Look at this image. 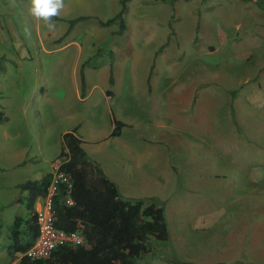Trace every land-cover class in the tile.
<instances>
[{"label": "crops", "instance_id": "0c3cea01", "mask_svg": "<svg viewBox=\"0 0 264 264\" xmlns=\"http://www.w3.org/2000/svg\"><path fill=\"white\" fill-rule=\"evenodd\" d=\"M65 1L62 12L69 14V3L72 1ZM155 1L167 5L173 15L177 11L176 6L181 3H192L194 9L191 7L190 10L193 14L201 11L200 9L215 12L219 6L210 0ZM232 2L228 11L234 13L239 10L243 12L245 2H252L256 7L264 5L262 0ZM192 12L189 15L196 29L204 28L205 34L209 32V39L227 40V33L222 32L223 29L219 31L212 23L207 29V24L198 19L201 15L195 17ZM226 19V28L231 29L236 23L239 24L240 18L227 16ZM66 20L60 18L59 21ZM174 23L177 29L179 22ZM158 24L162 29L168 28L164 32L166 43L159 44L161 47L153 50L155 62L153 61L149 70L146 69V79L142 81L145 86L142 90L134 82L126 85L128 100L124 99L121 89L117 96L115 87L118 82L112 66L109 69V86L104 87L97 83L89 86L85 79L82 86L80 73L77 80L78 72L74 65L69 73L62 75L67 74L66 78H71V85L65 87L62 79L58 81L56 89L49 88L47 94L44 93V98H38L34 89L27 101H22L15 108L14 104L8 106L9 112L5 111L7 125L18 110L25 127L17 131H4L1 135V264H19L22 257L18 255L12 261L7 250L14 220L17 217L27 219L29 214L28 192L21 186L27 181H40L46 177L54 179L60 166L67 161L65 156L63 162L58 160L63 149L62 137L67 133L74 134L81 141L88 160L115 185L122 200L141 202L142 208L151 205L162 208L169 235L168 240L162 243L169 246L154 248L153 244L157 245L161 241L148 236L147 245L150 251L137 264L141 260L142 264H188L182 257L184 260L172 257L174 254L186 255L183 245L193 243L200 249L194 261L199 260V254L225 253L226 264H249L250 260L264 264V260H255L251 255L254 248H250L253 242L250 244L248 231L242 232L243 240L239 252L242 257L236 256L238 260L232 257L235 255L232 243L221 248L218 246V239L225 237V232H221L223 221H232L235 215L244 221L247 219L246 214L254 219L255 216L249 214L250 206L257 204L254 200L260 201L263 198L259 196V191L258 196L255 195L256 189L264 187V121L263 113L255 105H263L264 95L254 86L247 85L248 82L237 85L239 80H234L232 73L228 85H218L217 62L214 67L203 63L210 69L204 72L203 82L192 88H187L185 70L175 69L174 61L166 64L160 62L163 67L160 71L156 69V61L163 56L168 41L180 35L179 32L174 33V28L168 22L164 25L153 23ZM201 24L204 26L200 27ZM153 30L149 33L152 38L156 35ZM228 39H232V36ZM69 45H74L73 57L76 64L85 53L82 52L79 42L72 40L67 43ZM61 49L65 47L58 50ZM43 51L47 55L53 53L44 47ZM225 70L234 72L231 68ZM242 74L243 71L237 75L241 77ZM83 75L87 77L85 71ZM110 76L112 83L109 82ZM201 76L202 74L200 78ZM139 94H144L148 99L146 105L138 102ZM70 95L73 96V102L69 115H66V119L59 120V107L65 96ZM215 105L217 108L220 105V108L226 109L228 116L223 115L225 117L217 119ZM103 115L108 120L105 127L100 126ZM28 117L38 119L41 124L38 133L35 130L33 132ZM114 121L119 123L118 126ZM219 125H223L226 135L218 134L222 130ZM115 129L118 135L113 136ZM221 160H224L222 169L218 167ZM220 181L222 182L218 184ZM189 190L192 191V198L187 197ZM68 198L65 197V202ZM46 200L47 196L34 199L32 208L36 214L43 210ZM189 206L194 208L195 217L187 224L186 229L178 222L189 216ZM168 223L172 224L171 227ZM257 252L263 253L264 249H257Z\"/></svg>", "mask_w": 264, "mask_h": 264}, {"label": "rangeland", "instance_id": "374dc122", "mask_svg": "<svg viewBox=\"0 0 264 264\" xmlns=\"http://www.w3.org/2000/svg\"><path fill=\"white\" fill-rule=\"evenodd\" d=\"M71 1L72 3H69L71 6L69 14L62 12L66 4L64 0V7L60 10L59 15L56 16L59 19L67 20L64 22L51 21L54 27L49 28L44 20H37L29 14L30 0H0V119L2 120L0 123V152L1 146H3V141H1L2 133L8 130L17 131L25 127L23 121L21 122L18 110L11 123L7 125L5 119L7 113L5 111L9 112L8 106L14 104L13 108H15L22 101H27L30 99V94L34 89L37 97L42 99L44 98V93L46 95L49 88L56 89L58 81L62 79L65 81V87L71 85V78H66L67 74L62 75L63 73H69L74 65H76V71L78 72L77 80H79V68L84 66L83 72L87 73V77H84V79L88 80L89 86L97 83L104 87L109 86V69L112 66V71L118 82L115 87L117 96L121 89L125 100H128L129 94L126 85H129V83H137L139 90H142L141 88L145 86L142 81L146 79V69L148 68L149 70L155 59L153 58L154 49L161 47L159 44L166 43L164 32L168 28L162 29L159 24L153 25L155 22H159L161 25L168 22L174 28V33L179 32L182 35L181 39H179V35L178 38L168 41L162 54L163 56L156 61V69L160 71V68L163 67L160 62L166 64V62L174 61L175 69L181 68L185 70L186 86L187 88H192L199 82H203L204 72L210 69L203 63L214 67L217 62L219 71L217 77L218 85H228L230 74L232 73L233 79L237 78L239 80L237 85L248 82L247 85L254 86L256 90L264 95V5L256 7L252 2H245L243 12L239 10L234 13L228 11V7L232 5L233 0H210L219 5L217 11L209 12L199 8L201 11L193 14L192 10H190L191 7L194 9L192 3L191 5L181 3L180 6H176V15H173L167 5L155 0ZM123 3L124 9L122 7ZM208 7H210L209 4ZM122 9L121 17L124 23L122 34H117L120 29L117 21L110 23L108 26L101 25V22H106L113 18ZM191 12L195 17L201 15V18L198 17V19L201 23L207 24V29L212 23L218 27L219 31L223 29L222 32H226L228 38L232 36V39H209V32L205 34L204 28L196 29L189 15ZM81 16H88V18L77 22L66 36L65 33L68 30L69 21ZM227 16L240 18L239 24L236 23V26L231 29L226 28L228 26ZM175 21L179 22L177 29H175ZM202 26L204 25L201 24L200 27ZM152 30L156 34L153 38L149 35ZM60 38L62 39L59 42ZM72 40L79 42L82 52L85 53L76 64L73 57L75 53L74 45L67 46V43ZM164 43L163 45H165ZM43 47L53 53L45 54ZM62 47H65V49L58 50ZM139 57L140 60L138 61ZM83 58L84 60L82 61ZM230 68L234 69V72L224 71V69ZM242 71L244 74L241 77L237 75L242 73ZM248 73L250 76H248ZM234 85L236 86L235 82ZM187 92L189 93L188 90ZM72 97L71 95L65 96L63 99L62 105L59 107V117L61 116L59 120H64L67 118L66 115H69L73 102ZM35 99L36 97L33 100ZM147 101L148 99L144 97V94H139V103L146 105ZM215 107L217 109L215 115L217 119L228 116L226 109L220 108V105L218 108L216 105ZM255 107L256 109L259 108L260 113H263L264 121V103L259 105V107L255 105ZM100 119V126L105 127L108 122L105 115ZM28 121L33 132L35 130L38 133L41 125L38 119L28 117ZM84 126L86 127L87 124H84ZM222 126L219 125L221 128ZM218 134L221 136L223 134L226 135V131L222 128ZM1 157L2 153L0 156V161L2 162ZM58 160L63 162L65 160L64 156H59ZM223 165L224 160H221L218 163V167L222 169ZM221 182H218V184ZM258 191L261 193L259 196L263 198L260 201L254 200L257 204L250 206L249 214L255 216L254 219L246 214L247 219L243 221L240 216L235 215L232 221H223L222 223L221 232H225V237L218 239V246L221 248L230 246L229 243H232L235 250V255L232 257H235V260H238L236 256L242 257V253L239 252L243 240L241 235L245 231H248L250 244L253 242L250 248L253 247L254 252L251 255H253L255 260H264V252H257V249H264V187L256 189L255 195L257 196ZM191 192L189 190L187 193L188 198L193 197ZM197 194L196 197H198ZM188 214L189 216L185 220L178 222L180 226L186 229L187 224L195 217V211L192 206H189ZM171 225L168 223V226L171 227ZM231 232H233V235ZM259 235H261L260 238ZM259 239L260 241H258ZM153 246L154 248H167L169 245L159 242V244H153ZM196 246L194 243L187 246L183 245L186 255L174 254L172 258H175V256L179 259L184 258L186 260H182L188 264H226L225 253L199 254V260H195L197 261L195 262V255L200 253V249ZM142 262L143 260L138 262V264H142ZM249 264L258 263L250 260Z\"/></svg>", "mask_w": 264, "mask_h": 264}, {"label": "trees", "instance_id": "16d2710c", "mask_svg": "<svg viewBox=\"0 0 264 264\" xmlns=\"http://www.w3.org/2000/svg\"><path fill=\"white\" fill-rule=\"evenodd\" d=\"M122 7L124 9V3ZM123 9L113 18L101 22V25L108 26L117 21L120 28L117 34H122ZM86 19L79 17L69 21L65 35L77 22ZM59 20L57 17L52 18V21ZM83 67H80L82 86ZM109 82L112 83V76ZM114 123L116 126L119 124L117 121ZM112 135H118V131L115 129ZM62 140L61 156H65L67 161L57 173L64 174L68 180H60L55 185L51 198L53 223L61 231L82 235L85 242L80 246L57 247L47 260L32 261L27 257L26 252L38 236L33 202L37 197L47 196L52 180L46 177L40 181H27L21 188L28 192L29 214L27 219L17 217L11 227L7 250L12 261L22 255L19 264H137L150 251L148 236L161 242L168 240L162 208L153 205L142 208L141 202L122 200L115 185L88 160L81 141L72 133L64 134ZM66 196L70 198L71 204L65 202Z\"/></svg>", "mask_w": 264, "mask_h": 264}, {"label": "built area", "instance_id": "2783aa9c", "mask_svg": "<svg viewBox=\"0 0 264 264\" xmlns=\"http://www.w3.org/2000/svg\"><path fill=\"white\" fill-rule=\"evenodd\" d=\"M60 180L67 182L68 177L62 173H56L49 187L44 208L37 213L38 236L31 248L26 252L27 257L32 261L49 259L57 247L80 246L85 242L80 234L66 233L54 226L51 198L55 191V185ZM66 203L71 204V200L68 198Z\"/></svg>", "mask_w": 264, "mask_h": 264}, {"label": "clouds", "instance_id": "9594fccd", "mask_svg": "<svg viewBox=\"0 0 264 264\" xmlns=\"http://www.w3.org/2000/svg\"><path fill=\"white\" fill-rule=\"evenodd\" d=\"M64 7V0H30L29 14L37 20H44L49 28H53L52 18L59 15Z\"/></svg>", "mask_w": 264, "mask_h": 264}]
</instances>
